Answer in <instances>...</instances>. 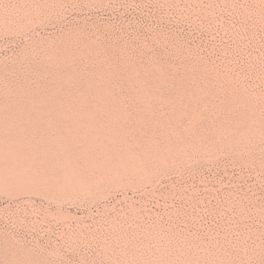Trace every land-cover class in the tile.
Wrapping results in <instances>:
<instances>
[{"label":"rangeland","instance_id":"obj_1","mask_svg":"<svg viewBox=\"0 0 264 264\" xmlns=\"http://www.w3.org/2000/svg\"><path fill=\"white\" fill-rule=\"evenodd\" d=\"M29 1L0 0V264H264V0Z\"/></svg>","mask_w":264,"mask_h":264},{"label":"bare ground","instance_id":"obj_2","mask_svg":"<svg viewBox=\"0 0 264 264\" xmlns=\"http://www.w3.org/2000/svg\"><path fill=\"white\" fill-rule=\"evenodd\" d=\"M25 1V0H24ZM33 1V0H32ZM42 1V0H41ZM29 2H31V0L29 1ZM35 3V2H34ZM42 3V2H41ZM36 4V3H35ZM33 5V4H32ZM39 6V5H38ZM45 6V5H44ZM41 7V6H40ZM45 7H47V6H45ZM32 8V7H31ZM34 9H35V7H34ZM42 12V11H41ZM107 69V68H106ZM108 71H110V70H108ZM94 74V73H93ZM112 74V73H111ZM106 76V75H105ZM108 79V78H107ZM106 82V81H105ZM107 85V84H106ZM58 88V87H57ZM108 90V89H107ZM58 92V91H57ZM64 92V91H63ZM66 92V91H65ZM77 92V91H76ZM65 95V94H64ZM104 96V95H103ZM42 97V96H41ZM48 98V97H47ZM46 98V99H47ZM105 98V97H104ZM29 99V98H28ZM34 99V98H33ZM103 99V98H102ZM49 101V100H48ZM91 101V100H90ZM97 101V100H96ZM46 102H47V100H46ZM56 103V102H55ZM58 103V102H57ZM72 103V102H71ZM54 105H57V104H54ZM41 106V105H40ZM58 106V105H57ZM22 107V106H21ZM30 107V106H29ZM110 107V106H109ZM2 108V107H1ZM27 108V107H26ZM75 108V107H74ZM98 108H100V107H98ZM4 109V108H3ZM5 110V109H4ZM33 110V109H32ZM49 110V109H48ZM3 111V110H2ZM31 111V110H30ZM52 111H53V109H52ZM103 111H105V110H103ZM1 112V111H0ZM14 112V111H13ZM35 112V111H34ZM33 112V113H34ZM2 113V112H1ZM11 113V112H10ZM32 113V114H33ZM45 113V112H44ZM4 114H5V112H4ZM27 114V113H26ZM39 114V113H38ZM18 115V114H17ZM52 115V114H51ZM16 116V115H15ZM70 116V115H69ZM4 117V116H3ZM20 117V116H19ZM14 118V117H13ZM166 122V121H165ZM169 122V121H168ZM169 128V127H168ZM62 132V131H61ZM65 132V131H64ZM98 132V131H97ZM82 133V132H81ZM3 134V133H2ZM5 135V134H4ZM18 135V134H17ZM23 135V134H22ZM56 135V134H55ZM169 135V134H168ZM65 136V135H64ZM11 137V136H10ZM58 137V136H57ZM7 138H9V137H7ZM25 138V137H24ZM53 139V138H52ZM95 139V138H94ZM7 140V139H6ZM24 140V139H23ZM64 140H66V139H64ZM71 140V139H70ZM14 141V140H13ZM45 141V140H44ZM59 141V140H58ZM123 141V140H122ZM57 142V141H56ZM71 142V141H70ZM41 143V142H40ZM69 143V142H68ZM9 144H11V143H9ZM19 144V143H18ZM37 145V144H36ZM153 145V144H152ZM94 146V145H93ZM54 147V146H53ZM12 148V147H11ZM101 148V147H100ZM126 149V148H125ZM177 149V148H176ZM9 154V153H8ZM15 155V154H14ZM16 156V155H15ZM176 157V156H175ZM72 182V181H71ZM191 241V240H190ZM202 246V245H201ZM195 247V246H194ZM180 248V247H179ZM205 249V248H204ZM166 250V249H165ZM200 250V249H199ZM168 251V250H167ZM162 252H163V250H162ZM166 253V252H165ZM201 254V253H200ZM205 254V253H204ZM199 255V254H198ZM187 256V255H186ZM204 256V255H203ZM166 258V257H165ZM170 258V257H169ZM207 258V257H206ZM171 259V258H170ZM185 260V259H184ZM188 260V259H187ZM148 261V260H147ZM157 261V260H156ZM174 261V260H173ZM172 261V262H173ZM192 261V260H191ZM199 261V260H198ZM210 261V260H209ZM198 263V262H197ZM209 263V262H208ZM213 264V263H212Z\"/></svg>","mask_w":264,"mask_h":264}]
</instances>
